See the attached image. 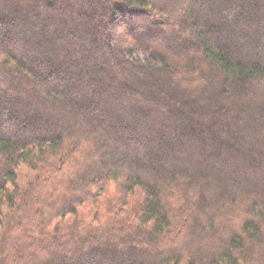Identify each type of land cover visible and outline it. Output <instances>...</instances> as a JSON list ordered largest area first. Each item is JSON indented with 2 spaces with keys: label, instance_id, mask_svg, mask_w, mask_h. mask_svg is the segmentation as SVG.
<instances>
[{
  "label": "trees",
  "instance_id": "1",
  "mask_svg": "<svg viewBox=\"0 0 264 264\" xmlns=\"http://www.w3.org/2000/svg\"><path fill=\"white\" fill-rule=\"evenodd\" d=\"M0 264H264V0H0Z\"/></svg>",
  "mask_w": 264,
  "mask_h": 264
},
{
  "label": "rangeland",
  "instance_id": "2",
  "mask_svg": "<svg viewBox=\"0 0 264 264\" xmlns=\"http://www.w3.org/2000/svg\"><path fill=\"white\" fill-rule=\"evenodd\" d=\"M92 4H94V1L93 2H91ZM112 29H115V30H113V31H117L118 32V30L115 28V27H112Z\"/></svg>",
  "mask_w": 264,
  "mask_h": 264
}]
</instances>
